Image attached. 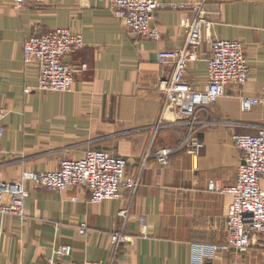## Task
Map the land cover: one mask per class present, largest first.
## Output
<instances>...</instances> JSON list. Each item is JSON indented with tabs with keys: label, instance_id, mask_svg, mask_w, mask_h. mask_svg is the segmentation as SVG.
I'll return each mask as SVG.
<instances>
[{
	"label": "crops",
	"instance_id": "crops-1",
	"mask_svg": "<svg viewBox=\"0 0 264 264\" xmlns=\"http://www.w3.org/2000/svg\"><path fill=\"white\" fill-rule=\"evenodd\" d=\"M12 1L0 0V106L8 111L0 180L58 169L63 159L96 149L128 159L127 173L141 184L134 193L123 190L120 199L91 203L85 187L58 193L27 182L24 216L0 212V264H48L64 244L71 245L68 260L74 261L191 264L192 244L224 242L231 196L211 190L208 181L222 188L233 183L241 151L232 135L264 129V103L241 108L243 97H264V0H161L166 7L153 22L160 40L129 31L104 0H48L22 8ZM172 3L181 7L172 9ZM195 6L212 23L208 35L243 42L251 74L245 86H227L200 114L204 146L196 162L177 149L163 166L156 151L177 148L183 129L173 120L159 124L166 95L158 83L173 67L157 57L184 45L181 22L197 16ZM56 28L80 32L85 40L65 58L76 69L67 92L39 90L38 67L24 60L25 40ZM209 53L206 39L200 58L189 64L186 77L196 88L206 84ZM124 208H130L127 218L119 216ZM83 223L87 234L80 232ZM116 231L129 241L114 244ZM208 264H264V244L257 236L247 252L224 253Z\"/></svg>",
	"mask_w": 264,
	"mask_h": 264
},
{
	"label": "built area",
	"instance_id": "built-area-1",
	"mask_svg": "<svg viewBox=\"0 0 264 264\" xmlns=\"http://www.w3.org/2000/svg\"><path fill=\"white\" fill-rule=\"evenodd\" d=\"M110 5L114 17L121 20L126 28L152 40H160L161 32L154 26L156 14L166 4L161 0H104ZM48 0H13L15 8L27 5L41 6ZM179 9L177 4L169 5ZM194 18H185L181 25L185 31L182 47L164 49L158 53V62L173 67L170 77H162L158 87L166 95V103L160 118L175 121L182 127L183 138L177 148H161L156 151L157 161L165 166L175 150L185 149L193 157L194 163L204 146L198 135L200 114L218 102L229 85L243 87L251 74L249 57L242 41L219 39L208 35L212 27L202 6ZM207 39L210 46L208 56L207 81L202 88L194 87L187 79L189 64L200 58V48ZM85 46L80 32L70 28L50 29L34 34L24 42V60L38 67V89L42 91L67 92L73 89L76 69L65 62L72 52ZM264 103V97H243L241 108L244 111ZM8 114L0 106V150L5 127L3 120ZM171 115V117H169ZM232 139L241 151L236 179L230 185H218L210 180L211 190L224 191L231 196L225 223L226 238L222 243H194L191 249V264L214 263L224 253L247 252L254 238L264 244V129L257 135L234 133ZM129 160L103 150L88 149L81 159H63L58 169L43 172L26 171L20 180H0V212L2 215L24 216V203L27 194L26 183L45 187L62 193L72 187H85L91 203L120 199L123 190L134 193L140 186V179L129 175ZM76 200V197L73 198ZM130 208L119 211V216L127 218ZM87 225L80 226V232L87 234ZM147 235V229L142 231ZM114 244L126 243L129 237L123 231L111 234ZM72 247L64 244L55 250L48 264H102L100 261L68 260Z\"/></svg>",
	"mask_w": 264,
	"mask_h": 264
},
{
	"label": "rangeland",
	"instance_id": "rangeland-1",
	"mask_svg": "<svg viewBox=\"0 0 264 264\" xmlns=\"http://www.w3.org/2000/svg\"><path fill=\"white\" fill-rule=\"evenodd\" d=\"M210 181V180H209ZM209 181H208V183H209ZM217 184H218V182H217ZM218 185H220V184H218ZM220 186H222V185H220ZM208 187H209V185H208ZM255 241V238H254V240H253V242ZM253 242H252V244H253ZM251 248V247H250Z\"/></svg>",
	"mask_w": 264,
	"mask_h": 264
}]
</instances>
